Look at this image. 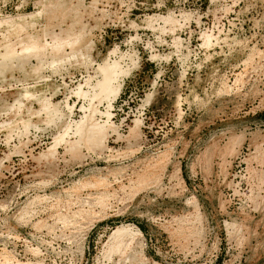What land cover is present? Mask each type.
Wrapping results in <instances>:
<instances>
[{"label": "rangeland", "instance_id": "rangeland-1", "mask_svg": "<svg viewBox=\"0 0 264 264\" xmlns=\"http://www.w3.org/2000/svg\"><path fill=\"white\" fill-rule=\"evenodd\" d=\"M0 264H264V0H0Z\"/></svg>", "mask_w": 264, "mask_h": 264}, {"label": "bare ground", "instance_id": "bare-ground-1", "mask_svg": "<svg viewBox=\"0 0 264 264\" xmlns=\"http://www.w3.org/2000/svg\"><path fill=\"white\" fill-rule=\"evenodd\" d=\"M37 41V40H36ZM35 41V42H36ZM39 44H40V42H39ZM59 45V44H58ZM25 46V45H24ZM40 46L39 45H37V44H33V45H31V46H25V50H27V49H36L37 50V48H39ZM55 47V46H54ZM13 48V47H12ZM24 48V47H23ZM42 48L45 50V48H44V46H42ZM41 48V49H42ZM14 49V48H13ZM12 49V50H13ZM40 49V50H41ZM7 50V49H6ZM11 50V52H14V51H12ZM23 51H24V49H22ZM32 51H34V50H32ZM39 51V50H38ZM37 51V52H38ZM6 52V51H5ZM25 52V51H24ZM29 52V51H28ZM31 52V51H30ZM34 53H36L35 51H34ZM5 54V53H4ZM9 54H11V53H9ZM14 55V54H13ZM2 57V56H1ZM7 58H9V57H7ZM106 64V63H105ZM109 66H111V65H109ZM116 67V66H115ZM113 67L111 66L110 68H107V66H100L99 67V69L103 72V74H104V77H103V80L101 81V82H99L98 83V86H100V87H102L103 88V90L105 91V92H107L108 93V95L106 94V96H109V95H112V97L114 98L117 94H118V92H119V88H120V85H114L113 84V79H112V77H111V72L109 73L108 72V70H110V69H112ZM114 70V69H113ZM119 73V72H118ZM117 73V74H118ZM102 74V75H103ZM116 74V75H117ZM114 78H115V76H114ZM115 81V80H114ZM100 89V88H99ZM98 95H100V96H102V94H99V92L97 93ZM94 95H96V93H94ZM106 96H104V97H106ZM93 97V96H92ZM100 98H102V97H100ZM106 98H109V97H106ZM110 101H111V99H109ZM109 106H111V104H109ZM85 108V107H84ZM90 108H92V106L91 105H89V107H88V110H91ZM46 109V108H45ZM96 111V109H93V112H95ZM89 112V111H88ZM93 112H92V114H93ZM92 114H91V116H92ZM105 114H106V116L109 118V116H110V112H105ZM89 117V114L88 115H84V117H83V119L81 120V121H79L78 123H76V130L77 131H81L82 130V128H83V126H84V123H85V121L87 120V118ZM92 119H93V117H91ZM100 120V119H99ZM107 121H105V123H106ZM71 126V125H70ZM103 127H104V125H102V124H100L99 122H95V123H93L92 125H90V128H89V131L91 132V133H94V134H97V133H99V132H101L102 131V129H103ZM66 128H68V127H66ZM88 130V129H87ZM103 132V131H102ZM66 133V132H65ZM79 133V132H78ZM103 134V133H102ZM101 133H100V136L102 135ZM79 135V134H78ZM99 135V134H98ZM94 136V135H93ZM92 135H91V137H93ZM97 137V136H96ZM95 138V137H94ZM59 139H61V138H57L56 140H55V143H59L60 142V140ZM62 141V140H61Z\"/></svg>", "mask_w": 264, "mask_h": 264}]
</instances>
